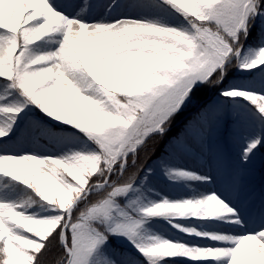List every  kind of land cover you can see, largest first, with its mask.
I'll use <instances>...</instances> for the list:
<instances>
[{"label": "snow or ice", "instance_id": "6c2138e0", "mask_svg": "<svg viewBox=\"0 0 264 264\" xmlns=\"http://www.w3.org/2000/svg\"><path fill=\"white\" fill-rule=\"evenodd\" d=\"M261 149L264 0H0V264H264Z\"/></svg>", "mask_w": 264, "mask_h": 264}, {"label": "trees", "instance_id": "16d2710c", "mask_svg": "<svg viewBox=\"0 0 264 264\" xmlns=\"http://www.w3.org/2000/svg\"><path fill=\"white\" fill-rule=\"evenodd\" d=\"M195 112V108L194 107H190L189 109H187L180 117L177 118V121L174 123L172 131L169 133V135H175L177 134L181 128L183 127L184 122L191 118V116L194 114ZM152 141H149V147L152 146ZM164 143V141H159V143L156 145V151L159 152L160 151V146ZM228 153L230 155V158L232 160L235 159V150L233 148H231L227 143H225ZM141 160L145 159V153L141 152ZM154 158V154H152V157ZM151 158L148 160V162H151ZM249 172H256L257 175L254 176L251 179H248V182L250 183L251 186H259L264 187V149H261L255 159H254V163L250 166V171ZM158 187L161 189H164L165 191H169V189L167 188L166 185H164L163 183H159ZM111 247L119 249L121 251H125L128 250V246L126 244V242L123 241H118V240H113L111 241ZM62 250L59 247V244L54 242L53 245L51 246L50 251L46 254L45 256V260L46 261H51L53 260L56 256H58L60 254Z\"/></svg>", "mask_w": 264, "mask_h": 264}, {"label": "rangeland", "instance_id": "374dc122", "mask_svg": "<svg viewBox=\"0 0 264 264\" xmlns=\"http://www.w3.org/2000/svg\"><path fill=\"white\" fill-rule=\"evenodd\" d=\"M224 149H225V154H226V156L228 157V159L230 160V158H229V154H228V151H227V148H226V146H225V144H224ZM231 161V160H230ZM255 176V173H253V172H249V175H248V177H247V179H251V178H253ZM257 193H259V191H260V189H258V188H255V187H252Z\"/></svg>", "mask_w": 264, "mask_h": 264}]
</instances>
